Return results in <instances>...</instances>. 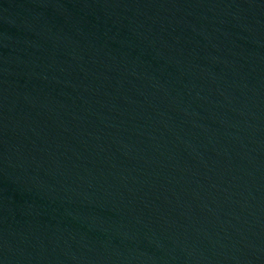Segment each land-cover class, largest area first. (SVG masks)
Wrapping results in <instances>:
<instances>
[{"label": "water", "instance_id": "water-1", "mask_svg": "<svg viewBox=\"0 0 264 264\" xmlns=\"http://www.w3.org/2000/svg\"><path fill=\"white\" fill-rule=\"evenodd\" d=\"M0 264H264V0H0Z\"/></svg>", "mask_w": 264, "mask_h": 264}]
</instances>
